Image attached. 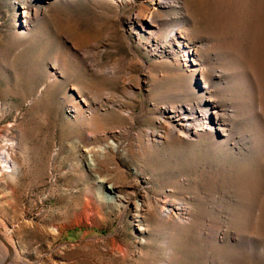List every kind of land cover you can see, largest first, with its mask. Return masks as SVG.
Masks as SVG:
<instances>
[{"label":"rangeland","instance_id":"obj_1","mask_svg":"<svg viewBox=\"0 0 264 264\" xmlns=\"http://www.w3.org/2000/svg\"><path fill=\"white\" fill-rule=\"evenodd\" d=\"M165 1L0 0V264H264V0Z\"/></svg>","mask_w":264,"mask_h":264},{"label":"bare ground","instance_id":"obj_2","mask_svg":"<svg viewBox=\"0 0 264 264\" xmlns=\"http://www.w3.org/2000/svg\"><path fill=\"white\" fill-rule=\"evenodd\" d=\"M156 2V7H166L169 3L165 0H154ZM156 11L149 7L143 9L141 16L143 20L152 19ZM95 72L104 73L110 71L109 69L101 70L100 66L94 67ZM75 88V87H74ZM82 101L90 106L92 111L96 113V106L112 102L116 98L115 95L111 93H104L100 90L95 89L93 86L84 87ZM107 104V103H106ZM171 115L169 117H163L161 125L164 127V134L156 135L154 131H144V135L140 138L139 143L140 151L144 155L150 149L153 148V143H161L165 139H170L174 141L182 140L183 137L187 138H200L206 135L208 132H212L215 125L222 126L220 120L213 119L211 116L209 108L197 107L189 105V107H179L172 108L170 110ZM166 114V113H165ZM132 114L129 113V116ZM221 131V128H219ZM107 137V136H106ZM105 137V138H106ZM141 154V155H142ZM0 161L9 163L6 155H2ZM187 212V208L183 205H175L170 201L165 202H155L151 207V216L159 218L161 220H166L178 217L181 218L182 214ZM184 217V216H183ZM183 219V218H182ZM181 219V220H182ZM177 220V219H176ZM180 222V221H179ZM182 222V221H181Z\"/></svg>","mask_w":264,"mask_h":264},{"label":"water","instance_id":"obj_3","mask_svg":"<svg viewBox=\"0 0 264 264\" xmlns=\"http://www.w3.org/2000/svg\"><path fill=\"white\" fill-rule=\"evenodd\" d=\"M1 238V237H0ZM2 239V238H1ZM3 240V239H2ZM4 241V240H3ZM5 244H7L5 241H4ZM11 252V249L9 250Z\"/></svg>","mask_w":264,"mask_h":264}]
</instances>
